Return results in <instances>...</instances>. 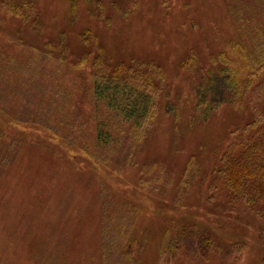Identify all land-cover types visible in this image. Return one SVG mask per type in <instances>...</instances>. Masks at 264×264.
Returning <instances> with one entry per match:
<instances>
[{
	"label": "rangeland",
	"instance_id": "obj_1",
	"mask_svg": "<svg viewBox=\"0 0 264 264\" xmlns=\"http://www.w3.org/2000/svg\"><path fill=\"white\" fill-rule=\"evenodd\" d=\"M76 1L72 19V0H35L43 24L35 38L42 35L45 41H55L58 31H66L77 56L83 47L79 33L91 29L114 61L160 66L166 93L137 163L130 164L122 160L119 151L97 146L90 76L72 63L65 66L49 61L41 66L35 74L39 80L36 87L41 86L47 96L52 95L48 89L57 85L68 91L67 95H55L60 96L55 97L56 113L66 120L73 114L85 115L86 122L69 137L74 145L66 139L61 142L59 136L36 124L15 129L29 133L30 142L0 176L1 261L103 264L102 208L107 201L116 208L127 203L135 214L130 238L143 264H264L260 257L264 222L239 205L231 208L230 217L225 216L215 191L207 189L209 170L230 140L231 130L254 111L225 105L210 119L191 122L201 69L235 35L236 22L228 10L235 0H117L119 10L106 4L107 20L88 16L89 0ZM191 52L196 53L198 63L183 69L182 62ZM30 94L40 105L38 91ZM168 103L178 116L174 109H165ZM58 128L70 134L67 125ZM198 163L207 175L203 181L185 174L190 165ZM190 225L207 229L219 244L235 249L237 245L242 250L225 258L214 250L200 254L180 248L176 257L168 260L163 254L164 242ZM113 234L122 239L126 232ZM10 242L14 244L11 248Z\"/></svg>",
	"mask_w": 264,
	"mask_h": 264
},
{
	"label": "trees",
	"instance_id": "obj_2",
	"mask_svg": "<svg viewBox=\"0 0 264 264\" xmlns=\"http://www.w3.org/2000/svg\"><path fill=\"white\" fill-rule=\"evenodd\" d=\"M107 3L115 10L121 9L117 0H89L88 16L106 19ZM77 5L72 0V19ZM228 10L236 22L235 35L201 69L194 88L191 122L208 120L225 105L254 111L246 122L231 130L230 140L209 170L207 189L215 191L225 216L230 217L231 208L239 205L264 222V0L231 1ZM42 27L35 0H0V176L17 160L23 147L29 148V133L17 132L19 126L29 129V123L36 124L70 145H74V140L69 137L85 126V115L82 118L73 114L66 120L56 113L55 97L60 96L55 95H67V90L57 85L48 89L52 95L47 96L41 86H35L39 81L35 74L49 61L63 62L61 65L65 66L72 63L86 77L90 76L97 146L119 151L122 160L137 163V154L157 123L161 98L166 93L162 68L153 63L114 61L91 29L79 33L83 47L75 56L68 32L58 31L55 41H45L42 35L34 36ZM197 63L196 53L191 52L182 68L190 69ZM36 91L42 97L40 105L32 101L30 93ZM165 109H174V116H178L173 105L168 103ZM63 124L70 134L65 135L58 128ZM185 174L200 177L201 181L207 177L201 163L190 165ZM211 197L207 196V200ZM106 202L102 208L103 264H143L136 257V244L130 238L135 214L127 203L116 208ZM123 231L124 238L113 236L114 232ZM13 246V242L8 245ZM235 247L219 244L207 229L190 225L182 234L164 242L163 254L168 260L173 259L183 248L200 254L214 250L229 258L242 250ZM260 257L264 261V247ZM1 259L4 258H0V264H5L6 260Z\"/></svg>",
	"mask_w": 264,
	"mask_h": 264
}]
</instances>
